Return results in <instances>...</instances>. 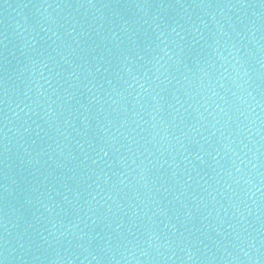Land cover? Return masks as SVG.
Masks as SVG:
<instances>
[{
	"label": "water",
	"instance_id": "95a60500",
	"mask_svg": "<svg viewBox=\"0 0 264 264\" xmlns=\"http://www.w3.org/2000/svg\"><path fill=\"white\" fill-rule=\"evenodd\" d=\"M2 264H264V0H0Z\"/></svg>",
	"mask_w": 264,
	"mask_h": 264
},
{
	"label": "snow or ice",
	"instance_id": "6c2138e0",
	"mask_svg": "<svg viewBox=\"0 0 264 264\" xmlns=\"http://www.w3.org/2000/svg\"><path fill=\"white\" fill-rule=\"evenodd\" d=\"M0 264H2V262H0Z\"/></svg>",
	"mask_w": 264,
	"mask_h": 264
}]
</instances>
